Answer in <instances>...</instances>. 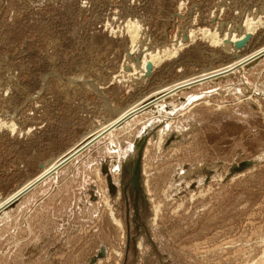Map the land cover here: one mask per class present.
<instances>
[{
    "label": "rangeland",
    "instance_id": "rangeland-1",
    "mask_svg": "<svg viewBox=\"0 0 264 264\" xmlns=\"http://www.w3.org/2000/svg\"><path fill=\"white\" fill-rule=\"evenodd\" d=\"M262 49L264 0H0V202L171 91L0 213V264H264Z\"/></svg>",
    "mask_w": 264,
    "mask_h": 264
},
{
    "label": "bare ground",
    "instance_id": "bare-ground-1",
    "mask_svg": "<svg viewBox=\"0 0 264 264\" xmlns=\"http://www.w3.org/2000/svg\"><path fill=\"white\" fill-rule=\"evenodd\" d=\"M254 23L252 24V22L250 23H248L247 24V28H246V33H250V31H253V28H254ZM255 29V28H254ZM138 32V31H137ZM209 35V34H208ZM210 36V35H209ZM217 36V35H216ZM216 36H215V34L214 35H212V38H216ZM241 36H243V37H241ZM235 35V41H238V42H240V41H242V40H245V41H243L244 43L242 44V45H238V42L236 43V46L238 47V48H241L242 46H244L245 45V43L249 40V38H250V36H251V33L250 34H246V36H244V35ZM233 37V36H232ZM232 39V38H231ZM230 39V40H231ZM234 40V39H233ZM222 41V40H221ZM228 41V40H227ZM215 42H217V41H215ZM231 42V41H230ZM234 44V43H233ZM224 45H226V47H230V43H228V42H224ZM262 50H264V49H262ZM262 50H260V51H262ZM259 51V52H260ZM258 52V53H259ZM170 54V53H169ZM257 54V52H255V54H253V55H256ZM252 55V56H253ZM252 56H250V57H252ZM249 57V58H250ZM249 58H246V59H249ZM163 59H164V56H161V55H158V54H153L152 55V58H151V60L149 61V60H147V62H146V71H145V75L146 74H148L155 66V63H159V62H161V61H163ZM246 59H244L243 57H240L239 58V60L237 61L236 60V62H234V63H232L229 67L227 66V69H226V71L228 72V71H230L231 70V72L233 71V70H235L237 67L238 68H241V66L243 65V64H245V62H243V64H242V61H245ZM247 62V61H246ZM240 64H242L241 66H239ZM151 65V66H150ZM237 68V69H238ZM222 71H223V69H221ZM222 71H220L219 73L217 72V70H216V72H213V73H215V75L214 74H212L211 72H209V74L211 73V76L210 77H208L207 76V74L208 73H205L206 75V78L204 79V78H200L199 80H206V79H208V78H215V77H218V76H221V75H223V73L225 72H223L222 73ZM216 73H218V74H216ZM227 74V73H226ZM213 75V76H212ZM224 75H225V73H224ZM199 77V76H198ZM204 77V76H203ZM191 80V79H190ZM188 80V82H184V84L182 85V86H180V87H183V86H185V87H188V85L191 83V85H194V84H198V83H200L199 82V80H197V82H194V81H196V80ZM186 81V80H185ZM178 84H179V82H178ZM177 84V85H178ZM180 85H181V82H180ZM187 85V86H186ZM190 86V85H189ZM175 87H176V85H175ZM178 87V86H177ZM177 87L174 89V90H176L177 89ZM173 88H174V86H173ZM163 89V88H162ZM166 90V89H165ZM168 90V89H167ZM171 90V89H170ZM173 90V91H174ZM159 91H161V90H159ZM158 91V92H159ZM163 92H164V90H162ZM157 92V93H158ZM175 92H177V91H175ZM156 93V92H155ZM171 94V91H168V92H165V93H160V94H157L156 96H153L152 97V99L150 98V99H147L146 101H144L143 103H142V105L139 107V108H133L132 106V108H129V109H127V110H125V111H123L117 118H116V120H114V121H112V122H110L109 123V125L106 127V128H104V129H102L101 131H97V132H92L91 134H89V136L88 137H86L85 139H84V141L82 140L79 144H78V146L74 149V148H72V149H74L73 151H75L78 147H80V146H82V145H85V147H83L80 151H82L84 148H86L87 146H89L90 144H92L93 142H95L99 137H101L102 135H104L106 132H104L105 130H109V129H114L115 127H117V125H119L123 120H129V118L130 117H132L133 115H135V114H137L138 112H140V111H142L143 109H146L147 107H149L150 105H152V104H157L158 105V103L162 100V99H164L166 96L168 97L169 95ZM172 94H173V92H172ZM175 94V93H174ZM147 98V97H146ZM144 104V105H143ZM159 105H161V104H159ZM158 105V106H159ZM166 106V105H165ZM157 107V106H156ZM152 111V110H151ZM109 131H111V130H109ZM104 132V133H103ZM103 133V134H102ZM100 134V135H99ZM96 136V137H95ZM72 151V150H71ZM72 151V152H73ZM80 151H78L75 155H77ZM74 155V156H75ZM73 156V157H74ZM259 156V155H258ZM262 156H264V155H262ZM72 157V158H73ZM62 160V156H61V158L60 159H57V160H54L52 163H50L49 165H47L46 167H45V169H44V173L43 174H45V173H47L48 171H50V170H52V169H55V167H56V165L60 162ZM51 162V161H50ZM196 168V167H195ZM193 169V168H192ZM192 169H190L189 171H191ZM58 171V169H55L53 172H52V174L51 175H53L54 173H56ZM43 174H40V175H43ZM50 175V176H51ZM39 176V175H38ZM37 176V177H38ZM49 176V177H50ZM37 177H35V179L37 178ZM48 178V177H47ZM46 178V179H47ZM35 179H33L31 182H33ZM30 182V183H31ZM27 185H29V184H27ZM27 185H24L23 187H21V189H19L18 191H16L15 193H13L10 197H7V199H4V200H2L1 202H0V211H4V208L6 207V205L7 204H9L10 202H11V200L12 199H14V197H16L19 193H21V191H23V189L27 186Z\"/></svg>",
    "mask_w": 264,
    "mask_h": 264
},
{
    "label": "water",
    "instance_id": "water-1",
    "mask_svg": "<svg viewBox=\"0 0 264 264\" xmlns=\"http://www.w3.org/2000/svg\"><path fill=\"white\" fill-rule=\"evenodd\" d=\"M245 40H242L240 42H238V45H242ZM264 56V50L260 51L259 53H257L256 55H253L252 57H250V59L247 60V62H245V64L252 62L260 57ZM244 64V65H245ZM151 66V65H150ZM84 141V140H83ZM82 143V142H81ZM78 145H76L77 147ZM75 147V148H76ZM83 147H85V145H82L80 147H78L75 151H73L74 149L69 150L68 152H66L63 156H62V160L56 165L55 169H60L62 168L65 164H67L72 157L78 152L80 151ZM252 164V161L250 160H244L242 162L239 163V166L236 167L237 170H240L242 168H246L248 166H250ZM52 169L50 171H48L47 173L43 174V175H39L33 182L29 183V185H27L23 191H21V193H19L16 197H14V199L11 200V202L9 204L6 205V207L4 208V210H7L9 208H11L12 206H14L16 203H18V201L24 196L26 195L29 191H31L34 187H36L38 184H40L42 181H44L47 177H49L52 172L55 170ZM3 211V210H2ZM0 211V213L2 212Z\"/></svg>",
    "mask_w": 264,
    "mask_h": 264
},
{
    "label": "crops",
    "instance_id": "crops-1",
    "mask_svg": "<svg viewBox=\"0 0 264 264\" xmlns=\"http://www.w3.org/2000/svg\"><path fill=\"white\" fill-rule=\"evenodd\" d=\"M65 153H66V152L62 153L61 155L65 154ZM61 155H60V156H61ZM80 155H81V154H80ZM80 155H78V156H80ZM78 156L75 157V158H78ZM58 157H59V156H58ZM75 158H74L73 160H71V162L74 161ZM57 159H58V158H57ZM57 159H55V160H57ZM71 162H68L66 165H68V164L71 163ZM66 165H64L61 169H59V171H58V173L55 175V177L59 175V173L62 171V169H63ZM53 177H54V176H53Z\"/></svg>",
    "mask_w": 264,
    "mask_h": 264
},
{
    "label": "built area",
    "instance_id": "built-area-1",
    "mask_svg": "<svg viewBox=\"0 0 264 264\" xmlns=\"http://www.w3.org/2000/svg\"><path fill=\"white\" fill-rule=\"evenodd\" d=\"M246 44V43H245Z\"/></svg>",
    "mask_w": 264,
    "mask_h": 264
}]
</instances>
